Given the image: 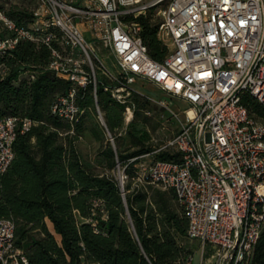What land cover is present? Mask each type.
<instances>
[{"label":"built area","instance_id":"2783aa9c","mask_svg":"<svg viewBox=\"0 0 264 264\" xmlns=\"http://www.w3.org/2000/svg\"><path fill=\"white\" fill-rule=\"evenodd\" d=\"M10 1L0 0V59L14 58L26 41L48 49L45 69L70 82L51 105V113L69 125L61 135L80 138L76 127L85 110L79 97L90 85L99 109L96 65L110 80L104 90L126 105L127 124L140 79L187 104L180 131L139 156L165 150L180 158L140 162L132 179L175 192L188 220L187 237L201 244L200 264H252L264 230V120L243 99L249 94L264 104V0H33L17 17L9 12ZM148 17L158 23L157 37L168 49L162 60L144 41ZM22 66L20 77L34 81L37 71ZM10 70L0 62L2 78ZM99 119L114 146L100 110ZM39 123L0 115L1 173L15 158L19 134ZM137 158L123 169L117 158L123 195L126 169ZM0 264H32L16 243L12 218L0 217Z\"/></svg>","mask_w":264,"mask_h":264},{"label":"trees","instance_id":"16d2710c","mask_svg":"<svg viewBox=\"0 0 264 264\" xmlns=\"http://www.w3.org/2000/svg\"><path fill=\"white\" fill-rule=\"evenodd\" d=\"M143 21L149 53L162 60L168 49L157 37L158 23L150 17ZM2 61L11 70L5 78L0 75V115L29 116L40 122L19 134L15 158L7 171L0 172V217L14 220L16 243L32 264H188L193 252L181 244L188 220L185 211L175 207V192L151 184L129 191L139 156L154 150L149 128L156 126L147 114L149 99L132 93L135 110L127 127L128 146L115 150L109 144L102 151L108 168L116 165V158L128 163L138 157L126 169L130 183L123 195L112 174L96 173L83 163L78 136L60 134L69 125L51 113V105L70 82L45 69L48 49L22 42L14 58ZM22 64L37 71L34 81L20 77ZM109 82L99 78L98 104L109 129L115 131L124 124L126 105L104 90ZM92 92L90 85L79 97L85 111L77 135L96 106ZM243 101L252 115L264 120L263 103L249 94ZM179 158V153L165 150L156 155V159ZM252 264H264V230Z\"/></svg>","mask_w":264,"mask_h":264},{"label":"rangeland","instance_id":"374dc122","mask_svg":"<svg viewBox=\"0 0 264 264\" xmlns=\"http://www.w3.org/2000/svg\"><path fill=\"white\" fill-rule=\"evenodd\" d=\"M34 3L33 0H11L9 12L17 17L20 16L23 12L30 9L31 5ZM106 53V51H103ZM106 65L108 68L115 73L117 72V65L115 60L112 56H107L105 58ZM96 65V75L97 79L101 77H105L107 80V75L99 69ZM24 77V76H23ZM110 81V80H109ZM135 89H137V93L146 96L150 101V110L147 112L148 115L153 117V126H156L155 129L149 128V133L151 136L150 143L153 146V149L159 148L163 145L168 139L175 136L181 128V119H185L184 110L187 108V104L180 99H176L170 97L167 93L160 90L156 85L149 81L145 80H138L137 83L134 84ZM166 102L167 105L171 107L172 110L179 114L177 117L168 107L161 104V102ZM99 110L103 115V119L106 123L105 112L103 111L102 107L99 105V109L97 106L93 107L83 125V129L80 131V138L76 142V146L78 152L81 155V159L83 163L91 170L96 173H104L107 172L112 174L116 179L119 176V170L116 167L117 165V158H116V165L113 168H108L106 160L103 159L102 151L107 145H112V142L109 138V132L107 128L102 124L101 120L99 119ZM134 118V117H133ZM132 118V120H133ZM131 120V121H132ZM130 121V122H131ZM129 122V123H130ZM128 123V124H129ZM107 124V123H106ZM127 120L126 114L124 113V124L123 126L117 128L115 131L110 132L114 137V146L113 148L121 149V147L128 146V138H127ZM141 127V126H140ZM152 127V126H150ZM123 143L121 146L120 144ZM156 154H151L147 156H143L140 158L139 162H143L146 164H152L156 160ZM103 159V160H102ZM119 159V158H118ZM103 161V162H102ZM121 168L123 169L126 166V162L119 159ZM130 183L126 181L124 184L125 190H127V185ZM147 184H143L140 182H135L133 179L131 180V189L129 191H134L136 189L144 188L143 186ZM156 187V186H154ZM127 192V191H126ZM125 192V194H126ZM99 204L101 202H98ZM175 207L179 212H183V207L180 205L178 201L175 202ZM106 212L104 211V215ZM181 244L192 250V264H200L201 262V244L198 241L191 240L188 237H184L181 240Z\"/></svg>","mask_w":264,"mask_h":264}]
</instances>
